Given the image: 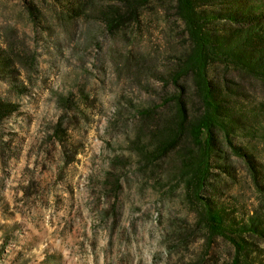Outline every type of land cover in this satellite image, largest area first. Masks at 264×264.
I'll list each match as a JSON object with an SVG mask.
<instances>
[{"label": "rangeland", "instance_id": "obj_1", "mask_svg": "<svg viewBox=\"0 0 264 264\" xmlns=\"http://www.w3.org/2000/svg\"><path fill=\"white\" fill-rule=\"evenodd\" d=\"M117 2L94 0L73 18L53 0H0V264L235 261L234 237L199 226L175 165L148 167L138 151L152 123L137 111L162 103L167 69L187 46L174 2L156 1L140 24L112 32L101 12ZM239 2L264 13V0L200 7ZM241 90L239 106L260 115L233 143L257 178L222 143L204 193L235 230L251 219L264 227V86L247 79ZM244 233L250 263L264 264V238Z\"/></svg>", "mask_w": 264, "mask_h": 264}, {"label": "trees", "instance_id": "obj_2", "mask_svg": "<svg viewBox=\"0 0 264 264\" xmlns=\"http://www.w3.org/2000/svg\"><path fill=\"white\" fill-rule=\"evenodd\" d=\"M53 1L72 17L87 13L94 2ZM156 1L159 0H118L101 16L110 31L128 30L140 24L143 10ZM201 1L173 0L187 46L167 69L164 78L167 92L162 103L137 111L144 127L152 123L149 147L138 151L148 167L164 161L175 165L178 181L197 207L199 226L213 238L234 237L237 253L233 264H251L244 232L264 238V227L251 219L235 230L226 224L223 212L204 193L211 183L213 161L222 143L241 156L252 177L257 178L254 161L233 143V138L243 131L251 133L246 120L260 115L246 112L239 103L247 97L241 83L251 79L264 86V13L258 6L240 2L224 11L208 13L201 10ZM221 19H225L229 29H219ZM230 229L240 233L231 236Z\"/></svg>", "mask_w": 264, "mask_h": 264}]
</instances>
